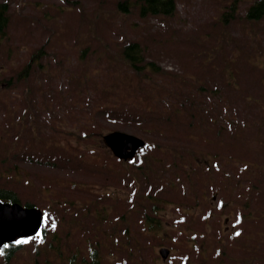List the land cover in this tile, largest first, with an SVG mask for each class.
I'll return each mask as SVG.
<instances>
[{"label":"rangeland","instance_id":"1","mask_svg":"<svg viewBox=\"0 0 264 264\" xmlns=\"http://www.w3.org/2000/svg\"><path fill=\"white\" fill-rule=\"evenodd\" d=\"M118 1L10 0L0 42V187L56 215L45 227L48 240L50 230L64 236L52 248L59 261L92 246L100 264H264V20L244 19L251 0H175L172 15L146 18ZM130 40L161 70L143 72V88L152 78L147 90L166 102L181 94L178 121H161L167 103L135 114L142 90L131 112L98 110L115 97L106 83L116 70L128 73L113 52ZM38 48L39 64L16 79ZM100 127L150 145L121 162L92 143ZM25 144L41 148L34 156ZM148 214L152 230L142 225ZM35 239L0 264H62L47 261L50 250L34 257Z\"/></svg>","mask_w":264,"mask_h":264},{"label":"trees","instance_id":"2","mask_svg":"<svg viewBox=\"0 0 264 264\" xmlns=\"http://www.w3.org/2000/svg\"><path fill=\"white\" fill-rule=\"evenodd\" d=\"M117 7L126 12L132 9V7H136L138 13L141 17H147L148 15H162V16H169L172 15L176 10V3L175 0H119L117 2ZM8 3L7 1L0 2V39H3L5 36V28L8 23ZM230 10L224 8L223 12H221V17L223 18V24H227V21L234 18L232 11L236 9V4H233L229 7ZM229 12V13H228ZM244 19L248 21H257L260 19L264 20V0H251L250 3L246 6L244 10ZM40 51H42L40 49ZM141 46L137 41H130L128 43H124L121 46H118L115 55L116 57L122 61L126 65V69L131 67L133 73H135L136 82L135 84L132 82L129 77L128 73L124 72V68H119L116 70L117 72V79L110 80L107 88H110L111 92H119L123 91L122 98H129L133 94H137L141 92L142 84L144 83L145 77L147 74L143 72H157L158 66L153 62H144L143 56L141 54ZM28 68L25 66L21 72L18 73V77L24 75L27 72ZM128 72V71H127ZM110 72H108L109 74ZM112 74V73H111ZM149 79V76L146 78ZM8 82V81H7ZM150 86L156 84L154 80L151 78L149 79ZM154 82V83H153ZM134 83V84H133ZM141 85V88H140ZM127 92V93H125ZM114 95V94H113ZM116 97L109 98L112 102H110L109 106L115 109L121 108L122 106L118 104L116 100L119 101L118 93H115ZM120 102V101H119ZM13 153L16 150L12 151ZM0 197L3 199H8L11 201L17 200L15 194L9 189L2 190L0 189ZM63 213V212H62ZM64 215V213H63ZM62 217V221L65 219ZM147 220H150L151 217L147 216ZM147 227H149L148 222L145 220ZM59 223V222H57ZM61 223V222H60ZM152 229L153 226H150ZM60 239L59 235L57 234V230L53 231L50 240L48 238L43 240L42 245H35L34 247V256L36 257H43L41 253L42 250H50L49 253L46 255L47 261L49 259H55L59 262V253H56L52 250V248H58V242ZM22 242L8 244L6 247L1 249V253L4 260H8L13 256V254L21 247ZM101 256L98 257L97 250L95 247L89 246L83 254L79 250L77 252H73L71 256L67 259L63 258L62 264H100ZM53 264V263H52Z\"/></svg>","mask_w":264,"mask_h":264},{"label":"water","instance_id":"3","mask_svg":"<svg viewBox=\"0 0 264 264\" xmlns=\"http://www.w3.org/2000/svg\"><path fill=\"white\" fill-rule=\"evenodd\" d=\"M113 135L120 137L116 140V143L123 142V145L125 146L136 148L142 144V141L128 134L114 133L108 136V142L110 145L114 144V140L112 141ZM120 155L122 154L120 153ZM8 213L11 214L12 217L17 218L11 220L12 217H6V214ZM25 217L27 218L26 221H24ZM40 225L41 212L39 210L35 208L22 209L15 203L8 205L0 202V245L5 241L15 240L17 237L37 234L40 232ZM159 251L162 257H165L168 253L166 248H160Z\"/></svg>","mask_w":264,"mask_h":264},{"label":"snow or ice","instance_id":"4","mask_svg":"<svg viewBox=\"0 0 264 264\" xmlns=\"http://www.w3.org/2000/svg\"><path fill=\"white\" fill-rule=\"evenodd\" d=\"M239 233H237V235H238Z\"/></svg>","mask_w":264,"mask_h":264}]
</instances>
